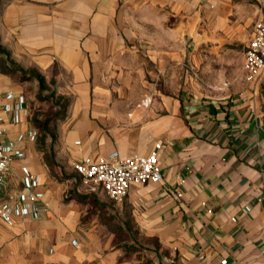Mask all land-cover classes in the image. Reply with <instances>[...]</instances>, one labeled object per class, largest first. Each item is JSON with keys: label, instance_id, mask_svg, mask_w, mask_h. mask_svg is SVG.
Wrapping results in <instances>:
<instances>
[{"label": "crops", "instance_id": "0c3cea01", "mask_svg": "<svg viewBox=\"0 0 264 264\" xmlns=\"http://www.w3.org/2000/svg\"><path fill=\"white\" fill-rule=\"evenodd\" d=\"M231 1L0 0L3 53L67 102L51 160L27 81L0 66L1 139L25 153L0 203L25 194L27 172L48 203L38 218L0 217V264H139L102 237L113 213L152 234L167 262L264 264V70L247 80L245 51L229 64ZM157 143L162 179L132 184L116 209L74 169Z\"/></svg>", "mask_w": 264, "mask_h": 264}, {"label": "built area", "instance_id": "2783aa9c", "mask_svg": "<svg viewBox=\"0 0 264 264\" xmlns=\"http://www.w3.org/2000/svg\"><path fill=\"white\" fill-rule=\"evenodd\" d=\"M252 1L258 5L260 15L253 24L252 36L243 60V71L246 79L250 81L256 80L264 70V0ZM20 101L23 104L25 98L21 96ZM10 108L13 111L17 110L15 105ZM2 133L3 128L0 122V188L6 184L12 162L25 155L22 150H13L6 145L1 139ZM160 147L161 143H157L156 148L147 155L116 154L108 158H84L74 163V169L86 183L100 185L110 198L120 201L128 194L132 184L157 183L162 179L158 153ZM23 181L25 194L11 196L10 202L0 203V217L4 221L9 222L16 217L38 218L48 210V203L40 200L36 191L38 176L27 172ZM226 262V259L222 260V263Z\"/></svg>", "mask_w": 264, "mask_h": 264}, {"label": "rangeland", "instance_id": "374dc122", "mask_svg": "<svg viewBox=\"0 0 264 264\" xmlns=\"http://www.w3.org/2000/svg\"><path fill=\"white\" fill-rule=\"evenodd\" d=\"M234 1L239 2L235 4ZM245 5L246 10L242 13L238 9ZM225 13L229 16L228 22L231 25L226 27L225 31L235 32V39L229 43L226 48L230 49L234 56L230 58L229 64L237 63V53L245 51L249 41L252 26L258 16V9L254 2L250 0H232L228 6L225 7ZM251 17V19H250ZM0 66L3 67L4 72H16L22 81H27V89L29 91V101L32 107V119L34 125L38 129V136L36 142L38 147L46 154V156L53 160L55 155V143L58 138V122L64 115L63 101L59 99L57 94L52 93L53 88L46 85L41 88L38 79L31 72V69H24L19 64L10 60L7 54L0 52ZM228 73V71H227ZM232 74V71H230ZM103 193V197L108 199L107 194ZM111 199V198H109ZM111 207L115 209L116 200L111 199ZM107 220V219H106ZM108 230L101 232L102 237H106L113 245L123 247L128 256L138 258L139 264H177L167 262L161 255L157 246L154 244V237L150 233L141 230L137 224L132 221L131 217L126 218L119 213H113L110 222L107 221ZM158 251V252H156Z\"/></svg>", "mask_w": 264, "mask_h": 264}, {"label": "trees", "instance_id": "16d2710c", "mask_svg": "<svg viewBox=\"0 0 264 264\" xmlns=\"http://www.w3.org/2000/svg\"><path fill=\"white\" fill-rule=\"evenodd\" d=\"M0 51H4V50L2 49L1 46H0ZM31 72H32V73L35 75V77L38 79V81H39V85H40L41 88H43V87H45V86L47 85L46 82H45V80H44V77H43L40 73L36 72V71L33 70V69H31ZM52 93L56 94L55 89L52 90ZM57 96H58V95H57ZM58 97H59V99H61V100L63 101V108L65 109V108H66V105H67L66 100H65L63 97H61V96H58Z\"/></svg>", "mask_w": 264, "mask_h": 264}]
</instances>
